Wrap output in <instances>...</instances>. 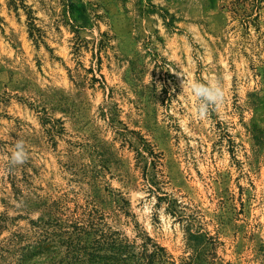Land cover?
I'll list each match as a JSON object with an SVG mask.
<instances>
[{
  "label": "rangeland",
  "instance_id": "374dc122",
  "mask_svg": "<svg viewBox=\"0 0 264 264\" xmlns=\"http://www.w3.org/2000/svg\"><path fill=\"white\" fill-rule=\"evenodd\" d=\"M251 2L0 0V264H64L112 233L166 264H264ZM184 80L219 83L223 103L201 117Z\"/></svg>",
  "mask_w": 264,
  "mask_h": 264
},
{
  "label": "trees",
  "instance_id": "16d2710c",
  "mask_svg": "<svg viewBox=\"0 0 264 264\" xmlns=\"http://www.w3.org/2000/svg\"><path fill=\"white\" fill-rule=\"evenodd\" d=\"M238 1V0H237ZM263 0H252L256 11L261 8ZM240 5V3H239ZM72 243H77L72 241ZM93 245L70 246L73 252L64 257V264H166L171 263L165 248L159 246L149 237H144L140 244L125 242L112 233L107 239H95ZM79 249L80 251H78Z\"/></svg>",
  "mask_w": 264,
  "mask_h": 264
},
{
  "label": "clouds",
  "instance_id": "9594fccd",
  "mask_svg": "<svg viewBox=\"0 0 264 264\" xmlns=\"http://www.w3.org/2000/svg\"><path fill=\"white\" fill-rule=\"evenodd\" d=\"M187 86L193 95L199 98L198 114L203 117L207 114L210 105H220L224 101V91L219 83L209 82L202 83L200 81H183V88ZM10 163L12 165L22 163L26 157L27 152L22 140L17 141L13 145Z\"/></svg>",
  "mask_w": 264,
  "mask_h": 264
}]
</instances>
